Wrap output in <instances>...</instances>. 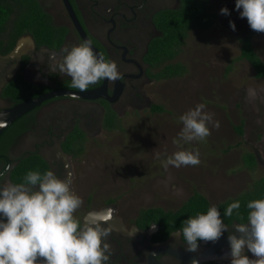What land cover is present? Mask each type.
Segmentation results:
<instances>
[{"label":"flooded vegetation","instance_id":"flooded-vegetation-1","mask_svg":"<svg viewBox=\"0 0 264 264\" xmlns=\"http://www.w3.org/2000/svg\"><path fill=\"white\" fill-rule=\"evenodd\" d=\"M0 2L11 9L5 28L0 29V113L42 95L64 90L80 91L69 87L70 77L59 75L56 62L65 54L64 49L70 50L85 41L82 34L92 41L99 55L114 60L123 74V79L114 83L105 80L103 97L92 101L67 96L52 97L0 132V171L5 166L9 169L4 183H19L16 177H23L20 175L22 169L28 163L32 169L33 161L39 159L45 163L46 171L51 170L59 178L67 177L72 181L75 177L73 165L78 158L65 152L63 146H73L68 138L75 131L84 134L83 145L86 140L93 141L102 132L115 129L107 128L104 120L107 111L115 115L114 122L119 124L123 118L137 120L144 112H151L153 95L150 89L158 80L151 77L154 69L147 63V54L149 45L160 36L155 16L161 11L177 8L178 0ZM29 5L39 9L51 25V28L40 30L45 36L43 42L35 39L26 29L14 28V21L26 14ZM17 46L21 48L19 55L15 54ZM102 82L87 90L97 89ZM58 145L60 151L56 148ZM109 201L75 215L83 223L93 211L111 212V220L105 225L111 228V235L106 240L112 252L110 264H196L197 257L206 254L210 246V242L201 241L198 252H187L182 236L178 239L173 234L179 230L159 238L155 224L146 228L137 225L135 219L138 212L126 223L118 215L116 206ZM228 251L229 247L221 246L210 260L200 264H230V257L226 255Z\"/></svg>","mask_w":264,"mask_h":264},{"label":"rangeland","instance_id":"rangeland-1","mask_svg":"<svg viewBox=\"0 0 264 264\" xmlns=\"http://www.w3.org/2000/svg\"><path fill=\"white\" fill-rule=\"evenodd\" d=\"M223 7L229 15L220 14ZM210 9L217 15L213 26L189 32L173 60L184 66L185 73L158 80L150 89L152 104L163 111H146L137 120L123 118L120 128L82 145L71 184L83 200L76 213L110 200L129 223L143 208L175 210L193 191L214 205L264 175L262 165L250 171L241 163L244 152L264 158V83L254 77L248 62L236 60L239 38L249 34L253 50L264 63V33L251 30L246 18H240L235 0H210ZM229 21L234 22L235 31ZM248 89L256 92L254 99L248 97ZM201 103L220 127L209 125L211 135L205 141L183 145L199 152L198 166L165 170L155 154L161 153L163 159L178 150L173 140L182 128L179 116ZM240 124L242 135L236 132Z\"/></svg>","mask_w":264,"mask_h":264},{"label":"clouds","instance_id":"clouds-1","mask_svg":"<svg viewBox=\"0 0 264 264\" xmlns=\"http://www.w3.org/2000/svg\"><path fill=\"white\" fill-rule=\"evenodd\" d=\"M235 10L251 30L264 33V0H235ZM220 14L230 13L223 7ZM229 27L235 31L234 22L229 21ZM91 45V40H85L64 49L56 62L59 75L70 77L69 87L81 92L105 78L113 83L123 79L117 63L98 56ZM247 95L254 99L256 92L248 89ZM213 115L201 103L179 116L182 128L173 140L178 150L163 159L161 153L155 154L165 170L200 164L199 152L183 145L205 141L211 135L209 125L218 129L220 123ZM8 171L7 166L0 171V264H110L112 252L106 240L111 228L105 226L111 220L110 211L90 214L82 223L75 213L83 200L71 190V179H61L51 170H35L28 171L22 182L4 183ZM240 208V201L234 200L223 215L232 217L236 212L244 220ZM246 208V222L235 223L232 231L213 205L204 214L188 217L182 233L173 234L178 239L182 234L185 250L196 253L199 242L216 243L227 232L230 264H264V198L250 200Z\"/></svg>","mask_w":264,"mask_h":264},{"label":"trees","instance_id":"trees-1","mask_svg":"<svg viewBox=\"0 0 264 264\" xmlns=\"http://www.w3.org/2000/svg\"><path fill=\"white\" fill-rule=\"evenodd\" d=\"M27 8L25 11L26 14L14 21V28L19 30L26 29L33 34L35 39L43 42L45 36L41 34L40 30L51 28V25L45 19L44 14L35 6L29 5ZM10 12V7L0 2V29L5 28L4 24ZM216 20L217 15L210 9V0H178L177 8L159 12L155 16V22L160 31V36L155 38L149 45L147 54V63L151 69H154L151 77L156 80H162L183 75L185 73L184 66L173 60L180 53L188 33L191 31L207 30L213 26ZM239 43L240 52L236 60L248 62L253 70L254 77L262 80L264 83V63L253 50L250 35H243L239 38ZM20 84L22 83L20 82ZM162 111L163 108L161 106H151V112ZM104 120L107 128H120L119 122H114L115 115L110 111H107ZM75 132L68 138V142L69 144L80 143L78 145L73 144V146L65 144L63 149L65 152L77 156L83 150L81 142L84 134L79 130ZM236 132L242 135V124L237 126ZM241 163L244 169L250 171L258 166L255 153L253 152H244L241 157ZM34 168L41 173L46 171L45 163L39 159L38 161H33L32 169H30V164L28 163L26 168L22 169L21 177H24L28 171H34ZM23 177H16V180L22 182ZM261 198H264V175L253 180L247 189L214 204V206L221 212L225 225L230 226L234 222H246L248 211L246 208L247 202ZM234 200L240 201L241 208L239 212L245 218L244 220L239 219L236 212H234L232 217L223 215L227 205ZM210 206L213 205L210 204L209 200L203 194L193 191L177 209L164 210L160 207L143 208L138 211L135 221L142 228H146L149 224H155L159 232L157 237L165 238L171 231L179 230L182 233L184 220L188 217H195L197 214L206 213ZM205 264L214 263L207 262Z\"/></svg>","mask_w":264,"mask_h":264},{"label":"water","instance_id":"water-1","mask_svg":"<svg viewBox=\"0 0 264 264\" xmlns=\"http://www.w3.org/2000/svg\"><path fill=\"white\" fill-rule=\"evenodd\" d=\"M66 2V1H65ZM74 20V18H73ZM75 24L76 21L74 20ZM76 28L78 30L81 31L80 27L78 25H76ZM81 33V32H80ZM82 34V33H81ZM83 39L84 40H88L84 34H82ZM93 51L99 56V53L96 51V49L91 45ZM20 46H17L15 49V54L19 55V53L21 52L20 50ZM14 54V53H13ZM105 80L106 78L103 80L102 84L100 85V87H98L97 89H92V90H87V91H58L49 95H42L39 96L37 98L34 99H29L27 101H24L16 106H14L13 108L5 111L4 113H0V123H3L4 126L0 127V132L7 127L12 121H14L15 119H17L18 117H20L21 115H23L24 113L30 111L31 109H33L34 107L39 106L42 102L52 98V97H56V96H67L69 98H75V99H81V100H87V101H92L96 98L99 97H103L104 96V92H105ZM107 101H111L110 98H105ZM58 151H60L59 145L56 147ZM256 160L258 162V164L262 165L264 167V158L261 157L260 154H255ZM103 211H98V212H91L90 214H94V213H102ZM89 216V215H87ZM87 216L84 219V222L87 218ZM228 231H230L232 229L231 227H228ZM227 234H224L223 237L218 240L216 243H211L210 242V247H212L211 252H208L206 254H201L197 257L196 259V264H200L202 262L208 261L211 259V256L213 255V253L221 246H228V241H227ZM224 240V241H222ZM208 248V249H209ZM207 249V251H208ZM206 251V252H207Z\"/></svg>","mask_w":264,"mask_h":264},{"label":"bare ground","instance_id":"bare-ground-1","mask_svg":"<svg viewBox=\"0 0 264 264\" xmlns=\"http://www.w3.org/2000/svg\"><path fill=\"white\" fill-rule=\"evenodd\" d=\"M92 214H93V213H92ZM222 241H224V240H222ZM211 249H212V247H210L209 250H208L206 253L211 252Z\"/></svg>","mask_w":264,"mask_h":264}]
</instances>
